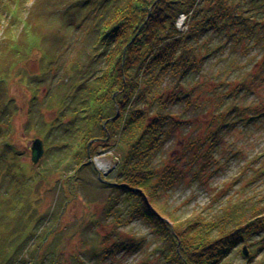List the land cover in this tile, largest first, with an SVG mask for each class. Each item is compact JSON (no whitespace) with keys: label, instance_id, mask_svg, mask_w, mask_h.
Masks as SVG:
<instances>
[{"label":"rangeland","instance_id":"1","mask_svg":"<svg viewBox=\"0 0 264 264\" xmlns=\"http://www.w3.org/2000/svg\"><path fill=\"white\" fill-rule=\"evenodd\" d=\"M231 1H238L249 18H264V4ZM104 3L0 0V264H166L165 245L151 225L131 217L123 191L102 183L117 178L121 152L99 151L74 172L76 128L85 123L79 107L90 88L81 85L87 77L75 72L81 64L86 76H96L105 66L103 57L94 61L90 50L103 31ZM224 32L211 28L200 40L193 38L191 43L204 50L200 68L179 82L165 77L163 84L204 89L214 102L208 105L212 114L235 104L238 113L245 112L232 113L233 124L222 129L211 154L196 158L188 143L208 135L206 103L196 113L182 102L168 109L191 125H183L155 157L156 165H176L183 172L171 189L160 190V203L179 220L199 215L216 221L224 212L234 216V203L245 211L244 219L260 210L262 226L224 263L264 264V29L259 41L246 38L244 44ZM36 138L43 140L45 152L34 164ZM117 207L130 219L125 224L116 219Z\"/></svg>","mask_w":264,"mask_h":264},{"label":"trees","instance_id":"2","mask_svg":"<svg viewBox=\"0 0 264 264\" xmlns=\"http://www.w3.org/2000/svg\"><path fill=\"white\" fill-rule=\"evenodd\" d=\"M201 1L196 6L197 0H105L103 31L90 49L92 59L102 56L105 66L96 76H86L88 69L81 64L75 72L80 79L87 77L89 82L81 85L90 88L83 96V107H79L83 108L79 114L84 113L85 123L76 128L79 164L74 172L99 151L118 149L121 158L117 178L102 179V183L123 191L131 217H141L151 225L165 245L161 251L166 264H225L237 244L262 226L258 220L260 210L244 219L246 213L236 203L232 210L238 212L234 216L224 212L216 221L199 215L179 220L160 203V190L171 189L183 172L176 165H156L155 157L169 138L190 124L189 119L168 109L182 102L196 113L206 103L209 136L188 143L190 150L196 149V158L211 154L215 143L222 139V129L233 124L228 120L232 113L245 112L238 113L240 106L235 104L212 114L208 105L213 107L214 102L204 89L194 84L183 89L168 88L164 78L173 77L179 82L200 68L204 50L191 40H200L211 28L224 30L227 37L242 44L246 38H253L255 43L263 34L264 18H249L238 1ZM255 2L264 4V0ZM181 14L187 15V28L182 31L177 27ZM263 113L247 120H256ZM196 125L194 122L190 127ZM204 147L208 149L203 153ZM115 211L119 212L118 207ZM116 219L121 224L130 220L120 212Z\"/></svg>","mask_w":264,"mask_h":264},{"label":"water","instance_id":"3","mask_svg":"<svg viewBox=\"0 0 264 264\" xmlns=\"http://www.w3.org/2000/svg\"><path fill=\"white\" fill-rule=\"evenodd\" d=\"M44 152H45V147L43 140L40 138L34 139L31 144V159L34 164H37L40 161V159L44 155ZM99 177L101 178V175H99ZM243 251L245 255H248L246 248H244Z\"/></svg>","mask_w":264,"mask_h":264},{"label":"built area","instance_id":"4","mask_svg":"<svg viewBox=\"0 0 264 264\" xmlns=\"http://www.w3.org/2000/svg\"><path fill=\"white\" fill-rule=\"evenodd\" d=\"M179 19H180V23H182L183 25H184V27H179V29L182 31V30H184V29H186L187 28V26H186V19H187V15H185V14H181L180 16H179ZM178 19V20H179ZM180 23H179V26H180ZM97 157V156H96Z\"/></svg>","mask_w":264,"mask_h":264},{"label":"bare ground","instance_id":"5","mask_svg":"<svg viewBox=\"0 0 264 264\" xmlns=\"http://www.w3.org/2000/svg\"><path fill=\"white\" fill-rule=\"evenodd\" d=\"M98 165H99L100 168H102L104 170H107L108 167H109V165L106 162H104V161H98Z\"/></svg>","mask_w":264,"mask_h":264}]
</instances>
